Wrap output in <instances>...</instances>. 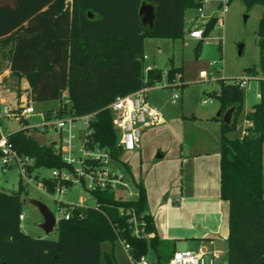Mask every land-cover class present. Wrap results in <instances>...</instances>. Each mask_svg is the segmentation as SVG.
I'll return each instance as SVG.
<instances>
[{
	"label": "trees",
	"instance_id": "obj_1",
	"mask_svg": "<svg viewBox=\"0 0 264 264\" xmlns=\"http://www.w3.org/2000/svg\"><path fill=\"white\" fill-rule=\"evenodd\" d=\"M202 1L0 0V73L6 61L11 78L26 80L34 106L57 102L66 93L74 116L95 114L89 125L92 146L111 150L138 193L136 200H124L113 192H93L97 209L72 211L68 220L58 222L57 239L49 240L20 231L21 184L16 193L0 192V264H100L101 245L118 240L129 245L133 259L151 253L150 264H168L175 242L157 236L143 183L136 182L121 161L118 132L107 107L117 97L160 82L162 74L154 70L147 74L146 83L143 81L144 40L183 39L185 13H196ZM142 2L154 6L151 28L141 24L138 10ZM215 26L216 18L204 25L203 39L195 47L196 59ZM258 35L264 50V19L259 22ZM260 65L264 70V54ZM178 74L181 68H170L166 82L171 83ZM216 97L222 112L235 107L229 125L215 118L221 121L220 197L228 202L226 261L264 264V106L255 105L245 116L251 123L245 136L231 138L243 110L244 94L232 84H222ZM56 109L43 112L50 115ZM31 133L25 129L9 136L19 154L33 158L37 169L66 167L52 144L38 145ZM42 181L53 193L55 182L49 178ZM120 210H133L143 221L139 236L133 234L129 216ZM103 259L104 264H116L112 253H105Z\"/></svg>",
	"mask_w": 264,
	"mask_h": 264
},
{
	"label": "rangeland",
	"instance_id": "obj_2",
	"mask_svg": "<svg viewBox=\"0 0 264 264\" xmlns=\"http://www.w3.org/2000/svg\"><path fill=\"white\" fill-rule=\"evenodd\" d=\"M215 4L213 8H210V3L203 6L205 18L200 19L198 27H201L203 21L208 20L210 17L219 18L221 16V10ZM193 13L192 11L186 12V23L189 22L191 15H196V13ZM261 19H264V0H231L223 16V25H216L213 28L210 36L205 40L204 46H202L199 59L195 57L197 43L189 40L188 36L178 40L145 39L143 55H146L148 59L144 62V65L151 64V68L156 70L179 67L182 75V79L179 77L174 87H168L163 82L157 83L156 85H159L162 90L149 93V100H147L150 105H156L161 110L164 120H183L185 133L188 134V137H196V132H201L205 128L206 123L204 120L217 116L221 110V103L216 97L221 85L233 84L234 79L250 73V70L259 74L262 69L260 63L264 50L260 47V37L258 35V26ZM212 62H215V64L211 65ZM1 67L3 69L2 73L6 68L5 61H3ZM249 87L250 89L244 93L243 110L237 121L236 131L229 134L231 138L242 137L245 116L249 113L248 110H251L258 103L255 97L256 84L250 83ZM24 92L20 86V80L11 79L2 81L0 84V98H3L6 102L18 103ZM174 92H178L180 99L172 104L171 98ZM155 94L157 102L152 101ZM56 106L57 102L36 105V114L30 116L29 124L31 126L39 125L41 118L37 114ZM191 117L196 119V123H194L195 119H191ZM55 119L53 116L51 120ZM76 125L78 131L81 128V122L78 121ZM0 133L4 135L8 133V128L4 122L0 126ZM142 137L141 134L140 141H142ZM47 138L48 141L54 140L56 134L47 132ZM121 159L123 163L130 166L134 176H139L140 172L141 175H145L149 170L147 160L144 157L138 158L134 153L125 152L122 154ZM37 173L43 178L50 176L49 170L42 169ZM19 184L24 187L21 193L24 219L20 222V231L32 238L56 240L58 222L62 219L65 205L75 204L85 208L96 206L95 199L79 185L66 188L62 195L54 192L53 194L44 193L34 186L25 185L21 181L16 167L5 169L0 164V192L16 193ZM121 191L123 190H120L119 194H122ZM31 201L43 203L53 213L56 226L49 234L46 235L40 228L43 218ZM59 202H62V204L59 205ZM100 250V264H104L103 255L105 253H112L116 264H130L118 242L113 244L103 243ZM146 257L149 261L153 259L151 253Z\"/></svg>",
	"mask_w": 264,
	"mask_h": 264
},
{
	"label": "built area",
	"instance_id": "obj_3",
	"mask_svg": "<svg viewBox=\"0 0 264 264\" xmlns=\"http://www.w3.org/2000/svg\"><path fill=\"white\" fill-rule=\"evenodd\" d=\"M231 0H217V7L221 10V16L216 18V25H223V16L227 11ZM206 4V0L202 1V6L196 11V20L205 18L202 7ZM214 18L210 17L209 19ZM208 19V20H209ZM207 20V21H208ZM206 21V22H207ZM194 27L189 32V37L195 40L203 39L204 25ZM207 39V38H206ZM146 56H142V61L146 60ZM212 62L211 65H214ZM153 69L151 66H145L143 69V81L146 83L147 74ZM178 77L171 83H165L168 87H174L177 84ZM250 83H255L257 91L255 97L257 104L264 106V70H260L259 74L251 72L233 80L234 86L239 90L246 92L249 90ZM147 87H144L132 94L117 97L107 109L112 114V124L118 132L117 147L123 152H135L140 148L141 133L144 129L162 125L165 120L161 110L150 105L147 100ZM180 99L178 92L172 94L171 102L175 104ZM256 104V105H257ZM59 108L62 113L58 114ZM248 110V112H252ZM36 114L35 106L30 96H26L18 103L0 102V126L4 122L7 126L8 122L15 121L17 130L11 132L8 129L6 135L0 133V164L3 168L16 167L18 169L20 179L25 185L34 186L39 191L50 193L43 183V177L38 175L37 169L34 167V159L19 154L9 140V136L22 130H32L42 133L46 139V144H52L55 154L59 156L66 165L62 169L49 170L50 176L47 177L55 182L54 193L64 194L65 189L73 185H79L84 191L92 196L93 192L108 191L113 192L119 198L124 200H136L138 198L137 190L128 172L112 158L111 150L108 148H99L92 146L89 136V125L94 119L95 114H89L81 117L74 116L71 111L67 95L57 101V109L50 115L45 112L38 113L41 123L37 126L29 124V118ZM55 120H51L52 117ZM23 121L27 124L24 125ZM81 122V128L76 130L77 122ZM251 126L250 121L244 119V127L242 137L246 135V129ZM40 128V129H39ZM47 132H54L56 138L48 141ZM241 137V138H242ZM122 194H119V191ZM82 201V200H81ZM62 202H59V205ZM96 204V203H95ZM62 212V219L68 220L72 211L78 208H85L75 204L65 205ZM97 209V205L93 208ZM121 214L129 216V223L132 225L133 234L139 236L143 232L144 223L137 218L133 210H120ZM24 219V215H19V221ZM130 264H150L146 256L133 259L129 255V245L122 240L117 241ZM219 254L214 250H207L199 246L195 250L183 249L175 250L168 264H214Z\"/></svg>",
	"mask_w": 264,
	"mask_h": 264
},
{
	"label": "crops",
	"instance_id": "obj_4",
	"mask_svg": "<svg viewBox=\"0 0 264 264\" xmlns=\"http://www.w3.org/2000/svg\"><path fill=\"white\" fill-rule=\"evenodd\" d=\"M216 1L206 0L204 5L210 3V8H213ZM185 19L184 37H189V32L200 23L195 14L190 16L188 23ZM189 40L198 42L190 37ZM204 44L205 41L203 46ZM146 58L148 59L147 56ZM169 69L153 70L160 72V82L166 83L165 75ZM179 77L182 79L181 74H178ZM11 79L9 69L5 68L0 74V84ZM20 86L25 92L19 101L29 95L25 79L20 80ZM161 90L156 84L148 87L147 99L149 100L150 92ZM153 97L152 101L157 102L156 94ZM0 102L6 101L0 98ZM7 103L14 104L13 101ZM215 118L220 117L206 118L205 128L196 132L194 138L185 133L183 120H165L162 125L144 129L139 150L126 153H134L138 158L144 157L147 160L149 170L145 175L140 172L139 176H134L129 165L128 167L134 180L143 183L148 211L157 236L161 240L175 242L176 249L195 250L202 246L207 250L217 251L219 257L214 264H227L228 202L220 197L219 139L222 120Z\"/></svg>",
	"mask_w": 264,
	"mask_h": 264
},
{
	"label": "water",
	"instance_id": "obj_5",
	"mask_svg": "<svg viewBox=\"0 0 264 264\" xmlns=\"http://www.w3.org/2000/svg\"><path fill=\"white\" fill-rule=\"evenodd\" d=\"M138 15L143 27L146 26H148L149 28L152 27L155 17L153 5L142 2L138 10ZM88 16L92 17L90 13H88ZM240 48L241 46L239 47V49ZM234 111H235V107L229 108L223 114H222V110H220L217 114V117H220L224 124L229 125ZM7 128L9 129V131L15 132L17 130V123L15 121L8 122ZM30 137L38 145H44L47 142L46 137L42 133L37 131L32 132ZM31 203L38 209L39 213L43 218V222L40 225V228L44 231L46 235L49 234L56 226V220L53 213L43 203L39 201H31Z\"/></svg>",
	"mask_w": 264,
	"mask_h": 264
}]
</instances>
